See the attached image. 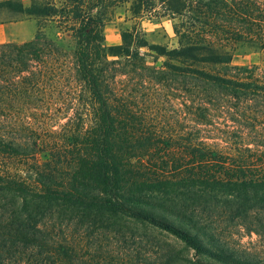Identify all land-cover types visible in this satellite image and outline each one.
I'll return each mask as SVG.
<instances>
[{
    "label": "trees",
    "instance_id": "obj_1",
    "mask_svg": "<svg viewBox=\"0 0 264 264\" xmlns=\"http://www.w3.org/2000/svg\"><path fill=\"white\" fill-rule=\"evenodd\" d=\"M127 4L188 18L180 46L107 45ZM22 18L34 39L0 44V264H264L241 244L264 243V66L234 64L264 54V0H0Z\"/></svg>",
    "mask_w": 264,
    "mask_h": 264
},
{
    "label": "rangeland",
    "instance_id": "obj_2",
    "mask_svg": "<svg viewBox=\"0 0 264 264\" xmlns=\"http://www.w3.org/2000/svg\"><path fill=\"white\" fill-rule=\"evenodd\" d=\"M23 1L28 6L31 0ZM158 7L152 12H145L138 15L133 13L130 4L113 9L109 15L108 25L105 29L106 44L115 45L118 39L122 43L121 32L131 30L139 32L152 44L167 46L169 49L178 48L181 38L176 33L175 28L178 27L181 30V24L187 22L188 18L182 16L172 17L165 13V7L161 5ZM36 31L37 23L34 18H22L18 21L0 24V35L6 36V43L21 44L24 39L33 40ZM50 35L54 36V32L50 33ZM64 43L67 46H72L73 39L65 35ZM142 52H145V50H142ZM235 54V65H249L254 63L264 66V54H259L254 48L248 45L240 46ZM163 61H165L164 58L160 59L159 62ZM140 232H143V230H140ZM151 233H153L154 239L160 242L162 246L165 244L171 249H180L179 243L172 236L160 234L159 232ZM259 239L255 234L252 237L246 235L241 239V244L251 248L264 246V243L260 242ZM183 254L188 258L193 257L192 251H186Z\"/></svg>",
    "mask_w": 264,
    "mask_h": 264
},
{
    "label": "crops",
    "instance_id": "obj_3",
    "mask_svg": "<svg viewBox=\"0 0 264 264\" xmlns=\"http://www.w3.org/2000/svg\"><path fill=\"white\" fill-rule=\"evenodd\" d=\"M3 26V25H2ZM6 36L5 35H0V44L6 43ZM30 39H24L22 40V43L29 42ZM31 41V40H30ZM121 44L120 40L118 39L117 43L115 45Z\"/></svg>",
    "mask_w": 264,
    "mask_h": 264
}]
</instances>
